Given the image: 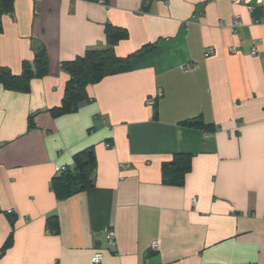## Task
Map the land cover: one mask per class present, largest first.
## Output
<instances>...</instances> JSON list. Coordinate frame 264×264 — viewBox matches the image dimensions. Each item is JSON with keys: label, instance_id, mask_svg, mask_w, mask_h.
Here are the masks:
<instances>
[{"label": "crops", "instance_id": "0c3cea01", "mask_svg": "<svg viewBox=\"0 0 264 264\" xmlns=\"http://www.w3.org/2000/svg\"><path fill=\"white\" fill-rule=\"evenodd\" d=\"M233 1L13 0L0 66L33 67L38 45L48 67L26 91L0 82V264H264V15ZM106 24L128 69L52 116L62 62L108 47ZM91 146L92 186L56 198L52 178ZM175 153L190 154L179 185L162 181Z\"/></svg>", "mask_w": 264, "mask_h": 264}, {"label": "trees", "instance_id": "16d2710c", "mask_svg": "<svg viewBox=\"0 0 264 264\" xmlns=\"http://www.w3.org/2000/svg\"><path fill=\"white\" fill-rule=\"evenodd\" d=\"M12 3L13 0H0V16L11 10ZM105 33L108 47L86 49L83 54L74 59L62 62V70L67 73L68 79L64 86L60 105L49 109L52 116L58 117L69 113L86 101L88 99L86 93L88 84L96 83L107 76L123 73L128 69L129 56L119 57L113 49V45L122 38V29L106 24ZM32 65L33 67L28 62H24L19 74H14L7 67L0 66V82L6 89L26 91L31 77L46 75L48 60L43 47L38 45L34 47ZM183 122L189 126H202L199 118L186 119ZM72 165V167H64L60 174L54 176L50 182V188L58 199H64L92 186L91 174L96 165L93 147H87L75 153ZM189 167V153L173 154L170 161L162 163V181L164 183L182 184ZM47 222L52 229H57V216L55 214L50 215ZM8 243L9 239L3 248Z\"/></svg>", "mask_w": 264, "mask_h": 264}, {"label": "built area", "instance_id": "2783aa9c", "mask_svg": "<svg viewBox=\"0 0 264 264\" xmlns=\"http://www.w3.org/2000/svg\"><path fill=\"white\" fill-rule=\"evenodd\" d=\"M245 2V3H248L249 7L252 9V5L249 4V0H234L233 2L234 3H239V2ZM259 1V0H258ZM242 22L240 20V18L235 15L233 17V21H232V26H231V30L234 32V33H237L238 29L242 26ZM229 51L230 52H235L236 51V48L234 46L230 47L229 48ZM212 51L211 50H208L206 51L205 53V56H208L209 53H211ZM251 53L252 54H255L256 53V49L255 48H252L251 50ZM160 95V91L157 92V95L158 96ZM156 96L155 97H150L146 100L147 104L148 105H153L155 103V99H156ZM114 236H115V232L113 229H108L107 230V237L109 240H112L114 239ZM150 248L152 250H157L158 249V242L157 241H152L151 245H150ZM102 260V253L100 251H95L93 253V255L90 257V262L92 264H99Z\"/></svg>", "mask_w": 264, "mask_h": 264}, {"label": "water", "instance_id": "95a60500", "mask_svg": "<svg viewBox=\"0 0 264 264\" xmlns=\"http://www.w3.org/2000/svg\"><path fill=\"white\" fill-rule=\"evenodd\" d=\"M249 4L252 5L250 16L254 20H260L263 18L264 12L261 8L262 0H249Z\"/></svg>", "mask_w": 264, "mask_h": 264}]
</instances>
